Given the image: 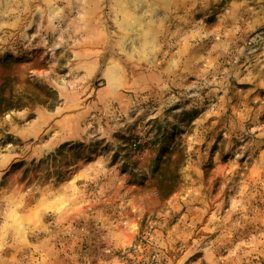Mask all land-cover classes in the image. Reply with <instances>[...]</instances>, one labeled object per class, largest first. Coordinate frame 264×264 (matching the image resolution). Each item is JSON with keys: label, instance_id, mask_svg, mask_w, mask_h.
<instances>
[{"label": "rangeland", "instance_id": "obj_1", "mask_svg": "<svg viewBox=\"0 0 264 264\" xmlns=\"http://www.w3.org/2000/svg\"><path fill=\"white\" fill-rule=\"evenodd\" d=\"M0 103V264H264V0H0Z\"/></svg>", "mask_w": 264, "mask_h": 264}, {"label": "trees", "instance_id": "obj_2", "mask_svg": "<svg viewBox=\"0 0 264 264\" xmlns=\"http://www.w3.org/2000/svg\"><path fill=\"white\" fill-rule=\"evenodd\" d=\"M13 107H16V106H10L9 104H2V103H0V116H1L5 111H7V110H9L10 108H13ZM22 164H23V163H21V162H20V163H14V164H12V166H11V170H12V172L15 171V170H17V168H19ZM75 164H76V161H74V162L71 164V166H73V165H75ZM60 172H62L61 169H59V171H55L54 176H56V179H60V178L62 177V175H61Z\"/></svg>", "mask_w": 264, "mask_h": 264}]
</instances>
